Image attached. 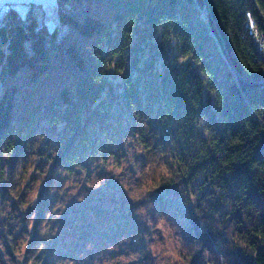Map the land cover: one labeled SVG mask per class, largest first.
I'll list each match as a JSON object with an SVG mask.
<instances>
[{"label": "trees", "instance_id": "1", "mask_svg": "<svg viewBox=\"0 0 264 264\" xmlns=\"http://www.w3.org/2000/svg\"><path fill=\"white\" fill-rule=\"evenodd\" d=\"M56 8L53 28L36 5L0 24V211L34 221L27 264L54 263L60 188L76 168L116 162L117 137L161 169L148 199L191 212L174 264H264V57L247 27L264 35V0Z\"/></svg>", "mask_w": 264, "mask_h": 264}, {"label": "rangeland", "instance_id": "2", "mask_svg": "<svg viewBox=\"0 0 264 264\" xmlns=\"http://www.w3.org/2000/svg\"><path fill=\"white\" fill-rule=\"evenodd\" d=\"M56 2L0 0L24 18L30 5L42 7L49 28L57 22ZM61 27L65 32L66 26ZM113 141L114 147L124 149L116 162L111 159L105 164L101 160L89 162L81 171L76 168L67 185L60 188L66 197L60 195L57 200L52 221L55 234L48 241L53 264H174L179 260L183 242L177 232L187 224L191 212L183 206L185 217H181L167 203L160 209L151 202L147 183L161 169L141 153V147L135 146L131 138L117 137ZM38 178L32 197L43 185ZM167 198L182 210L184 198L180 193L172 192ZM4 211H0V264H27L34 221L28 225L22 213L9 206ZM214 222L223 225V220Z\"/></svg>", "mask_w": 264, "mask_h": 264}, {"label": "built area", "instance_id": "3", "mask_svg": "<svg viewBox=\"0 0 264 264\" xmlns=\"http://www.w3.org/2000/svg\"><path fill=\"white\" fill-rule=\"evenodd\" d=\"M11 8L9 5H3L0 3V24L3 21L5 15L10 12ZM249 35L255 39L256 44L258 45L259 53L264 57V35L260 34L256 29L255 22L250 20L248 23Z\"/></svg>", "mask_w": 264, "mask_h": 264}]
</instances>
